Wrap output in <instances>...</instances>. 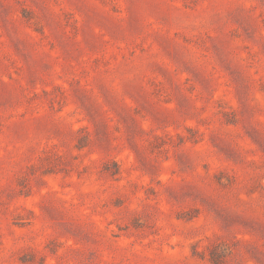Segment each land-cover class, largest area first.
Here are the masks:
<instances>
[{"label":"rangeland","instance_id":"1","mask_svg":"<svg viewBox=\"0 0 264 264\" xmlns=\"http://www.w3.org/2000/svg\"><path fill=\"white\" fill-rule=\"evenodd\" d=\"M0 264H264V0H0Z\"/></svg>","mask_w":264,"mask_h":264}]
</instances>
